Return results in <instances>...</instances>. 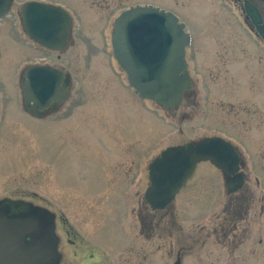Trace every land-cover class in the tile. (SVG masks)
<instances>
[{"label": "rangeland", "instance_id": "1", "mask_svg": "<svg viewBox=\"0 0 264 264\" xmlns=\"http://www.w3.org/2000/svg\"><path fill=\"white\" fill-rule=\"evenodd\" d=\"M25 1L0 21V204L64 217L96 257L81 264H264V46L242 10L232 0H48L78 19L70 46L51 51L27 39ZM137 2L171 8L195 37L188 60L196 96L178 110L142 100L114 57L113 22ZM43 60L69 71L73 89L62 109L36 118L25 109L21 76ZM214 135L237 144L245 188L228 193L220 170L202 162L176 202L151 210V160L169 145ZM227 217L242 229L237 242L220 233Z\"/></svg>", "mask_w": 264, "mask_h": 264}, {"label": "water", "instance_id": "2", "mask_svg": "<svg viewBox=\"0 0 264 264\" xmlns=\"http://www.w3.org/2000/svg\"><path fill=\"white\" fill-rule=\"evenodd\" d=\"M13 2L0 0V17L11 10ZM22 16L26 31L36 41L51 48L67 45L73 20L63 7L29 1L24 4ZM189 43L190 34L177 16L152 6L124 11L113 31L114 52L128 72L131 85L142 97L155 100L165 109L179 108L186 90L192 87L185 51ZM71 84L70 75L59 69L31 66L22 81L26 107L35 115L44 114L51 105L57 109L68 98ZM206 160L230 174L226 178L230 191L244 186L240 155L231 142L213 136L165 149L150 166L146 202L154 209L166 207L193 175L197 164ZM20 221L25 224L27 219L14 220V226ZM22 239L26 242L25 232Z\"/></svg>", "mask_w": 264, "mask_h": 264}, {"label": "flooded vegetation", "instance_id": "3", "mask_svg": "<svg viewBox=\"0 0 264 264\" xmlns=\"http://www.w3.org/2000/svg\"><path fill=\"white\" fill-rule=\"evenodd\" d=\"M233 1L242 10L244 20L252 34L264 46V32L261 33L258 29V25L264 29V0ZM246 3L251 4L259 12L261 16L259 24H256L247 14L245 10ZM137 4L145 5L152 3L137 2ZM72 40L73 36L70 37V43ZM195 96V89H193L189 97ZM50 111H52L51 108L48 110L46 117L53 115V113H49ZM239 198L245 199L243 195H239ZM16 202L14 201L13 204L5 203L7 205L0 207V264H81L85 262L88 256L85 254L86 244L84 247L83 243L78 242L77 238L73 237L72 233L75 232L66 226L67 221L64 217L60 219V216H57V224L59 221L63 222V230L58 231L57 229L56 232V217L54 221L51 211L48 213L42 212L46 213L42 220L37 219L36 216L26 217L22 206ZM24 217L27 219L25 224L23 221H20L19 225L14 226V220L23 219ZM33 220L35 224H32ZM228 223L229 219L227 217L225 223L220 226V233L225 238H230V235L233 234L236 241L242 229L238 231V227L230 228V225H227ZM24 232L26 242L22 241ZM260 241L263 242V239L261 238ZM70 251L72 255H70ZM89 258L95 259L96 257L91 256ZM95 264L103 263L97 262Z\"/></svg>", "mask_w": 264, "mask_h": 264}]
</instances>
